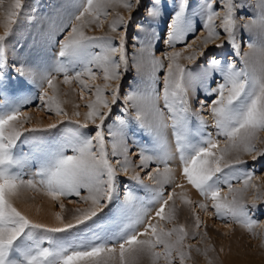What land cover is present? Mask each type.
Returning a JSON list of instances; mask_svg holds the SVG:
<instances>
[{"label": "snow or ice", "instance_id": "1", "mask_svg": "<svg viewBox=\"0 0 264 264\" xmlns=\"http://www.w3.org/2000/svg\"><path fill=\"white\" fill-rule=\"evenodd\" d=\"M143 0H70L65 10L54 18L44 34L46 45L59 44V52L51 64H13L12 67L20 76L31 78L43 89L44 83L52 90L39 95L41 104L49 113L66 116L57 97L55 74H62V83L68 85L75 81L81 88V99L84 92L90 90L89 81H95L101 76L104 83L91 90L93 99L87 103V113L84 122L77 121L75 128L67 129L69 133L62 139L51 143H38L30 154H18L15 150L22 135L18 125L22 127L23 115L21 109L29 98H19L5 101L0 110V264H109L115 259L118 245L119 264H138L141 257H147L151 264H175L178 259L184 264L189 259L185 250V238L188 233L184 225L166 229L160 222L172 223L175 219L174 207L169 206L174 201V192H169L164 199L162 188L147 189L152 193L151 201L158 203L155 211L158 222L151 220L143 231L137 226L144 223L148 215L142 198L135 196L129 185L119 181L117 172L128 173L134 170L128 159L131 150L126 142L125 128L130 121L121 116L116 120L119 125L115 130L108 127L111 146L109 153L105 140V121L111 114L112 105L119 100L120 81L129 71L126 55L127 31L123 16L108 22L109 30L117 32L120 25L125 30L120 31L119 45H115L109 36H89L86 30L103 27L102 18L108 15V7H123L126 11L138 10ZM219 4V9L216 5ZM23 7V0H0V20L4 32L0 35V69L7 68L6 39L13 32V25L18 23ZM174 12L168 25L164 43L171 51L163 53L168 61L165 68L163 60L154 54L153 41L158 43L155 35H150L146 41L133 40L140 43L139 56L133 57L132 67L137 76L143 77L142 88L130 89L124 96V107L121 111L125 117L134 116L137 127L148 134L155 143V148L139 146L138 159L141 170H146L149 163L156 161L164 163L161 173L159 167L153 173H148L150 179L158 185L170 182L171 169L167 160L172 159L164 137L165 130L171 127L176 140V152L182 166V175L187 183L194 188L206 201L211 202L214 215L225 224H236L252 232L257 221L252 219L249 210L242 202V197L251 186L252 175L237 166L244 163L242 154L264 156V151L254 146L257 133L264 131V0H257V12L250 18L244 28L254 33V38L248 42L249 51L241 57L243 67H237L235 62L224 63L213 57L199 74L184 67L181 59L195 62L197 55L203 57V50H192L187 43L189 34L197 29L193 27V18L199 16L203 30L207 33L200 43L207 47L219 40L221 32L227 36V42L239 55V45L235 39V18L233 0H202L195 8H190V0H174ZM162 0H150L146 11L150 18H159ZM143 29V25H138ZM63 35L62 39L59 37ZM177 45H184L182 51H176ZM135 43L133 47H135ZM217 47H223L218 44ZM98 49V51H96ZM117 54L119 59H116ZM95 69V71H94ZM163 71L162 91L158 87V73ZM219 73L222 80L216 88L210 89L209 95H215L211 101L210 111L216 128V137H223L225 147L220 148V140L211 134H203V121L198 130L199 139H192L189 130V109L187 93L197 83L205 84L210 76ZM3 72L0 71V79ZM87 78V79H85ZM116 82V87H112ZM111 88V101L105 96V91ZM163 101V106L159 105ZM206 103V101L201 102ZM132 109V112H129ZM75 115L79 117V112ZM99 121V123H97ZM89 123L95 125L91 133L82 132ZM57 125H49L55 128ZM30 131H36L31 129ZM71 154H68V153ZM254 154V155H253ZM111 157L121 156L117 160L119 168L113 166ZM231 156V160L226 157ZM33 159L38 167L33 177L23 179L25 163ZM227 169V171H225ZM131 180L142 184L139 174L132 175ZM232 180L242 182L241 188H233ZM123 185V201L118 206V230L104 233H93L90 237L65 239L55 234L66 233L80 225H85L110 205L119 200V185ZM227 186V193L221 195V185ZM183 187V185H177ZM43 189L53 201L61 198L72 202V197L89 204L86 209H77L71 220L64 222L60 213L55 214L59 226L48 227L33 223L12 204V198L21 189ZM86 193V194H84ZM231 197V198H229ZM260 195L253 196L255 201ZM181 200L185 204L190 201L184 194ZM61 210L64 204L60 205ZM166 206H168L166 208ZM201 210H207L206 203H200ZM200 221L196 218V227ZM142 237V238H141ZM47 244V246H44ZM112 244L113 246H109ZM159 249V250H158Z\"/></svg>", "mask_w": 264, "mask_h": 264}, {"label": "rangeland", "instance_id": "2", "mask_svg": "<svg viewBox=\"0 0 264 264\" xmlns=\"http://www.w3.org/2000/svg\"><path fill=\"white\" fill-rule=\"evenodd\" d=\"M69 2L70 0H23V7L18 23L13 25V32L6 39L5 55L7 58V68L0 69V71L3 72V77L0 79V110H3L6 100L14 101L19 98H29L31 101L21 109L22 117L23 115H26L28 119H22V127L18 125V129L21 131L22 135L20 141L17 142V148L15 151L21 155L32 153L38 143H51L62 139L69 134L67 129L75 128L77 126V121L83 123L87 113L86 105L90 99H93L91 90H94L98 85L102 86L104 83L101 76H98L95 81H89L90 90H86L83 99H81V88L78 83L73 81L72 83L65 85L62 83L63 75L54 73L56 77L55 84L57 88V97L63 112L67 113L66 116H57L55 113L47 112L39 99V95L45 90L49 96L53 95L52 90L48 88L47 84L44 83L43 89H41L38 87L39 78H37V83H32L30 77L20 76L16 72V69L12 67L13 64L37 65L52 63L59 52V44L57 43L51 46L46 45L44 34L48 31L51 21L54 18H57L65 10V7ZM7 3L8 0H5V8L7 7ZM131 3L135 4L136 0H131ZM149 3L150 0H143L142 6L138 10L134 9L132 12H128L120 6L115 8L108 7L106 9L108 15L102 18L104 20L103 27L96 28L93 25L91 30H86V35L89 36H109L113 39L115 45L118 46L119 34L120 31L125 30V25H120L117 32H112L109 30L108 22L116 18L117 14L123 16L126 22V55L129 62V71L119 82L120 98L115 105H112L111 114L105 121L106 146L110 153L111 146L107 143L110 139L108 135V127L112 126L113 130L119 127L116 117L121 116L125 120L130 121L125 128V132L127 133L126 142L128 148L131 150L128 159L132 162L134 170H130L128 173L118 171L117 177L119 181L129 185L135 196L142 198L145 207L148 209V215L145 218L144 223L137 226L138 231L142 232L149 220L156 223L159 219L155 217V211L159 208V204L151 201L152 193L147 189L162 188L164 199H167L169 192H174V201H170L169 206L174 207L175 219L172 223H160L166 229H170L173 226L184 225L185 230L188 233L184 241L186 246L185 250L188 251L190 257L185 260L184 264H229L227 263V253L223 256L220 252L222 244H224L222 241L230 239L232 234L236 231H241L242 229L246 232L247 229L229 223L230 228L234 232L232 230L228 232L224 231L223 228L226 224L215 217V210L211 207V202L206 201L194 188L191 187V185L187 183L182 175V166L180 164L179 155L176 152V140L171 127H168L164 133L167 150L170 151L172 157H174L167 160V167L171 169L170 182L158 185L155 181L150 179L148 173H153L157 167H159L161 173H163L165 164H157L156 161H152L149 163L146 170H141L138 159V153L140 150L138 145L147 146L151 149L155 148V143L148 134L137 127L134 116L125 117L121 111L122 107H124V96L128 91L130 89L142 88L144 86L143 77H138L136 69L132 67L133 57L134 55L137 57L139 56L138 49L140 47V43L134 41L133 37L136 36L139 37L140 41H146L150 35H155L158 43L155 40L153 41L154 54L157 59L163 60L165 68L168 61L164 59L163 53L172 50L167 47L164 40L169 31L168 25L171 20V15L174 12V0H162L161 14L159 18L155 19L150 18L147 14L146 8ZM200 3H202V0H190L189 12ZM256 3L257 0H233L235 39L237 45L240 46L239 55L236 54V50L233 46L227 42V36L223 34L222 29L219 28V21H216V24L217 31L221 32L220 39L210 43L207 47L202 45L200 41L206 37L207 33L202 27H198L199 25H202V20L199 16H196L193 18V27L197 30L188 35L187 43L191 45V48L189 51L184 52V55H188L192 50H203L205 55L203 57L197 55V60L195 62H189L184 59H181L179 62L184 67L192 69L196 74H199L202 71V67L206 66L207 62L213 57L220 59L224 63L235 62L238 68L243 67L240 63L241 57L249 51L248 42L254 38V33L245 29L244 25L249 23L250 18L258 11ZM216 7L219 9V4H217ZM2 19L3 17L0 16V20ZM141 24L143 25V29L138 27V25ZM3 32L4 29L2 25H0V35H3ZM62 38L63 35L59 37V39ZM134 43L136 45L135 47H133ZM218 44H223V47H217ZM183 48L184 45H177L175 50L182 51ZM96 51H98V49ZM116 59H119L118 54ZM158 76L160 77L158 87L162 91L163 71L159 72ZM221 80L222 77L219 73L211 75L210 80L205 82V84L202 85L197 83L194 88L189 89L187 98L189 109L188 125L191 138L194 140L199 139L198 130L201 127L200 121H203V134L205 136L211 134L213 138L219 139V147L223 148L225 147L224 138L216 137L215 134L217 130L214 126V120L210 111L211 101L215 99V95L208 94L210 89L216 88L217 83ZM112 87H116V82H112ZM105 96L110 102L111 88L105 91ZM202 101H206V103L202 104ZM159 105L161 107L163 106L162 100L159 102ZM76 112H79V117L75 115ZM129 112L131 113L132 109H129ZM97 123H99V121H97ZM52 124H56L57 126L55 128H49V125ZM31 129H36V131H30ZM94 129L95 125L89 123L88 128L81 129V131L91 133ZM254 146L258 150L264 151V131L257 133V139L254 141ZM68 154L71 153L69 152ZM122 159L123 157L121 156H110V160L116 168L120 167L116 161ZM226 159L231 160V156L226 157ZM241 159L244 163L237 167L250 173L252 175L250 184L257 186L256 189H253L251 186L247 189L242 197V202L249 210L251 218L258 222L253 231L246 232V235L244 234L243 237L244 239L242 238V259L245 261H252L254 264H264V156H257L256 159H253L252 155L242 154ZM37 167L38 165L36 161L29 159L23 168V179L28 180L32 178ZM225 171H227V169H225ZM135 174L140 175L142 184L130 179V177ZM146 175L147 178H145ZM231 183L233 188L242 187L241 181L232 180ZM177 185H183V187H177ZM144 186H147V189ZM119 188V200H114L92 220L88 221L85 225H80L77 228L69 230V232L55 235L64 237L65 239H78L90 237L93 233H104L118 230L117 209L123 201V185H119ZM227 191V186L222 184L221 195H224ZM181 194L186 196L190 201L189 204L182 202ZM254 195H260L261 197L259 200L255 201V209H253ZM25 197L28 198L26 199ZM36 197L41 198V201L45 200L50 202V206L54 213H60L64 222L71 220L72 217L77 214V209H86L90 206L89 204L80 201L78 197H72L71 203L65 198H61L59 201H53L51 197L46 195L42 188L39 190L24 188L20 190L17 196L12 198L13 207L24 215L20 210L17 201L18 203H23L22 205L28 206L31 205L34 201L33 199ZM24 199H26V201L22 202ZM61 203L64 204L63 210H61L59 206ZM200 203H206L208 205L207 210H201L198 207ZM167 207L168 206H166V208ZM206 211L209 214L204 216ZM197 217L200 221L199 228L196 227ZM219 223L224 224L220 225ZM230 244L231 243H226V245ZM44 246H47V244ZM109 246L113 245L110 244ZM115 246L117 247L115 259L109 261V264H119L118 245ZM261 259L263 260L262 263ZM138 264H151V261L147 257H141ZM160 264H164L163 260L160 261ZM175 264H180L178 259L175 260Z\"/></svg>", "mask_w": 264, "mask_h": 264}, {"label": "bare ground", "instance_id": "3", "mask_svg": "<svg viewBox=\"0 0 264 264\" xmlns=\"http://www.w3.org/2000/svg\"><path fill=\"white\" fill-rule=\"evenodd\" d=\"M172 161H174V160H172ZM145 178H147V175L145 176ZM25 198L27 199L28 197H25ZM26 199H24V201H22V202H25ZM33 200L34 201L31 203V205H28V206L22 205L23 203H18V201H17V204H18L20 210L24 213V215L29 220L36 222V223H39V224L51 226V227L58 226L60 224V222L55 219V213L50 206V202L45 201V200L41 201V198H39V197H36ZM207 214H209V213H207V211H206L204 216H207ZM218 222H219V220H218ZM219 224L221 225L222 223H219ZM223 229L226 232L232 230L230 228L229 224L225 225V227ZM246 232H248V230ZM246 232H245V230L241 229V231L239 230V231L234 232L230 239L222 241V243H224V244H222L220 252H221V255H223V256L227 253V255H228V256L226 255L228 257L227 263H229V264H252L253 263L254 264V262H252V261H249V260L245 261L242 259V254H241L242 253L241 252L242 244H241V242L244 239L243 237H244V234L246 235ZM226 243H231V244L226 245ZM262 262H263V260L261 261V263Z\"/></svg>", "mask_w": 264, "mask_h": 264}]
</instances>
